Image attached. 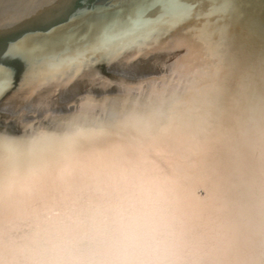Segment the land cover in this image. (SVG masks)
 Here are the masks:
<instances>
[{"label": "bare ground", "instance_id": "1", "mask_svg": "<svg viewBox=\"0 0 264 264\" xmlns=\"http://www.w3.org/2000/svg\"><path fill=\"white\" fill-rule=\"evenodd\" d=\"M80 1L0 0V46ZM96 1L120 7L100 61L2 103L0 264H264V0H239L222 43L159 10L135 25L144 0Z\"/></svg>", "mask_w": 264, "mask_h": 264}, {"label": "water", "instance_id": "2", "mask_svg": "<svg viewBox=\"0 0 264 264\" xmlns=\"http://www.w3.org/2000/svg\"><path fill=\"white\" fill-rule=\"evenodd\" d=\"M99 2L96 0H89L88 2L80 1L76 4L74 13L67 16L61 23L47 30L32 29L23 31L13 38V41H6L4 42V46H0V52L5 51L11 45L17 44L23 46L25 49H36L34 54L29 52L22 59L9 60L8 62L10 63L0 61L13 71L10 86L5 91L0 92V110L3 109L2 103L4 102L5 96L10 91H16L15 89L22 87L37 71H46V69H49L50 66L55 64H69L71 62L70 60L76 57L80 58V56L82 57L86 54H89L90 58H95L100 61L101 58L99 56L102 49H104L103 43L101 42L102 40H108L109 37L102 35L104 31L97 34L98 29L96 27L99 23L104 22L102 20H110V13L119 10L120 7L112 5L104 6L99 4ZM83 5L84 7H81ZM84 11H87L89 14L84 15ZM156 15L158 16L159 14L155 11V14L154 12L151 13L149 18L155 19V17L157 18ZM126 32L120 30L112 34H116V37H112L110 40H119L123 38ZM94 36L98 37L92 44L90 39ZM0 45H3V43ZM52 59L55 60L54 63ZM201 192L202 189H200Z\"/></svg>", "mask_w": 264, "mask_h": 264}, {"label": "snow or ice", "instance_id": "3", "mask_svg": "<svg viewBox=\"0 0 264 264\" xmlns=\"http://www.w3.org/2000/svg\"><path fill=\"white\" fill-rule=\"evenodd\" d=\"M155 10L160 11L159 19L165 27L180 24L189 20L203 21L198 24L200 36L208 39L209 36H219L218 43H222L225 36L234 39V28L243 31L245 27L244 13L239 7V0H144L137 9L135 25L144 22V18ZM84 15H88L84 11ZM211 30V31H210ZM35 48L25 49L20 45H11L0 52V61L22 59L27 53L34 54ZM13 71L10 67L0 62V92L5 91L11 84ZM4 143L15 144V141H4L0 137V145Z\"/></svg>", "mask_w": 264, "mask_h": 264}]
</instances>
